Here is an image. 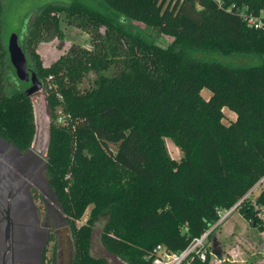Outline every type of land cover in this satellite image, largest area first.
I'll return each instance as SVG.
<instances>
[{
  "label": "trees",
  "instance_id": "obj_1",
  "mask_svg": "<svg viewBox=\"0 0 264 264\" xmlns=\"http://www.w3.org/2000/svg\"><path fill=\"white\" fill-rule=\"evenodd\" d=\"M97 1L102 8L81 0L42 7L23 45L43 82L46 174L73 232V264H111L91 253L101 216L104 248L126 264H153L158 244L184 250L237 203L233 211L263 228L264 188L255 200L248 193L264 177V63L231 65L196 52L264 56V26L247 20L264 15V0ZM2 15L0 0V136L27 150L34 102L26 90L6 89L17 75ZM63 20L89 33L92 46L72 44L44 65L38 44L63 39ZM90 72L97 77L82 89ZM225 108L236 119L225 122ZM210 258L193 252L183 264Z\"/></svg>",
  "mask_w": 264,
  "mask_h": 264
},
{
  "label": "rangeland",
  "instance_id": "obj_2",
  "mask_svg": "<svg viewBox=\"0 0 264 264\" xmlns=\"http://www.w3.org/2000/svg\"><path fill=\"white\" fill-rule=\"evenodd\" d=\"M71 1L73 0H2V33L7 46L10 36L13 33H17L20 45L23 48L31 23L42 7L48 4L69 3ZM81 1L90 6L102 8L97 0ZM62 27L65 32V37L63 39L53 38L52 40L43 41L38 44L37 51L41 55L44 65L52 64L61 54L65 53L72 44H79L84 47L92 46L91 35L84 29L74 24H69L65 20L62 21ZM137 27L140 29V26ZM131 30H133L132 27ZM101 31H104V27ZM139 31L144 32L143 30ZM145 31L152 32L149 31V29ZM196 53L197 56L203 59L216 60L231 65H255L264 63V56L258 55H224L209 50H198ZM27 58L29 66L32 69V64L30 63L28 54ZM107 72L109 73L111 70ZM17 77L18 76H15V74L9 76V80L6 84L8 92L18 89L26 90L31 86V81L21 80ZM96 77V72H90V74L80 84V87L82 89L90 87ZM41 92L45 94L44 90ZM202 94L208 98L211 92L207 88H204L202 90ZM35 100L38 102L37 107L39 111V118L37 119L38 121L36 124H39L41 127L38 144L39 148H42L45 144L43 133L45 126L43 124L46 109H44V103L40 95L39 97L36 95ZM47 112L49 114V111ZM224 112L226 115L224 120L225 122L228 123L236 119L235 112L229 110L228 108H225ZM166 142L171 155L179 159L182 156L180 148L175 145L171 138H166ZM111 146L114 147L115 145L111 144ZM263 188L264 181L255 185L248 193L250 199L255 200L256 196L260 194ZM91 207L92 206L88 208L83 218L77 222L78 225L84 223L88 218ZM226 212L228 211H223L221 215L224 216ZM61 216L65 219V215ZM106 221L107 217L101 216L94 226L91 253L95 256L106 257L111 264H126L118 257L108 253L102 244L101 233ZM205 242L209 252L211 253L209 264H264V227L260 228L259 226L252 225L249 220L245 219L241 215L238 209L231 211L221 222H218L215 233L211 236V238H207ZM53 247L54 242L50 243L47 264H52L51 258Z\"/></svg>",
  "mask_w": 264,
  "mask_h": 264
},
{
  "label": "flooded vegetation",
  "instance_id": "obj_3",
  "mask_svg": "<svg viewBox=\"0 0 264 264\" xmlns=\"http://www.w3.org/2000/svg\"><path fill=\"white\" fill-rule=\"evenodd\" d=\"M0 138V264H47L52 242L57 264V230L69 222L49 184L44 146L37 140L23 150Z\"/></svg>",
  "mask_w": 264,
  "mask_h": 264
},
{
  "label": "water",
  "instance_id": "obj_4",
  "mask_svg": "<svg viewBox=\"0 0 264 264\" xmlns=\"http://www.w3.org/2000/svg\"><path fill=\"white\" fill-rule=\"evenodd\" d=\"M8 51L10 55L11 63L13 64L15 68L16 75L21 80L25 81H31V86L26 89V93L28 96L32 97V100L34 102V109H35V116H36V122L39 118V111H38V102L35 100V96L39 95L41 96L43 103H44V109L45 110V117H44V126L45 130L44 133V155L47 154V148L49 144V137H50V118L48 114V106H47V100L45 97V94L41 92L43 90V82L38 78L37 73L32 70L29 66L27 54L20 45L19 42V36L17 33H13L8 41ZM40 125L37 124V131L35 134L34 141L32 145L36 147V142L38 140V137L40 135ZM3 140L0 138V141ZM4 141V140H3ZM261 181H264V177ZM239 203H237L233 208L228 210V212H231ZM57 236H58V249H57V264H73L74 262V254H75V243L73 238V232L70 227V225L62 226L57 230Z\"/></svg>",
  "mask_w": 264,
  "mask_h": 264
},
{
  "label": "built area",
  "instance_id": "obj_5",
  "mask_svg": "<svg viewBox=\"0 0 264 264\" xmlns=\"http://www.w3.org/2000/svg\"><path fill=\"white\" fill-rule=\"evenodd\" d=\"M263 16V14L255 16L250 13L247 16L248 23L256 28L262 27L264 26ZM229 213L226 212L224 216H221L218 222H221ZM217 225L218 223L204 232L200 237L195 238L187 248L181 251H172L164 244H158L151 252L153 264H183L193 252H196L202 260H206L208 248L205 241Z\"/></svg>",
  "mask_w": 264,
  "mask_h": 264
}]
</instances>
